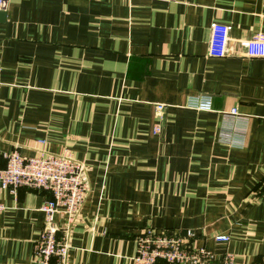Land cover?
Masks as SVG:
<instances>
[{
  "label": "crops",
  "instance_id": "obj_1",
  "mask_svg": "<svg viewBox=\"0 0 264 264\" xmlns=\"http://www.w3.org/2000/svg\"><path fill=\"white\" fill-rule=\"evenodd\" d=\"M4 1L0 169L12 151L84 165L66 264H133L147 227L264 264V57L241 45L264 35V0ZM214 22L228 26L223 57L208 54ZM233 107L241 119L223 117ZM48 198L0 185V264H38Z\"/></svg>",
  "mask_w": 264,
  "mask_h": 264
},
{
  "label": "built area",
  "instance_id": "obj_2",
  "mask_svg": "<svg viewBox=\"0 0 264 264\" xmlns=\"http://www.w3.org/2000/svg\"><path fill=\"white\" fill-rule=\"evenodd\" d=\"M5 9V1L0 0V10ZM248 57H264V35L257 33L241 41ZM208 54L223 57L229 54L228 26L214 22L211 25V36ZM187 107L192 109H209L208 96H192L187 100ZM156 110L164 106L158 104ZM223 117L241 119L237 108L223 112ZM155 133L160 132L155 125ZM0 185L3 189L15 192L18 188H31L47 192L50 198L40 207L44 215L43 226L33 245V254L38 264H66L69 243V227L75 221L84 205L88 194L86 168L69 154L38 152L32 156H22L16 151L5 154V166L0 169ZM264 192V180L262 182ZM4 205L0 203V214ZM59 216L63 221L59 222ZM58 218V219H57ZM194 234L190 230L169 233L145 228L136 237V249L133 264H240L230 253H225L216 260L204 247L192 246ZM216 240L227 241L228 236H216Z\"/></svg>",
  "mask_w": 264,
  "mask_h": 264
},
{
  "label": "water",
  "instance_id": "obj_3",
  "mask_svg": "<svg viewBox=\"0 0 264 264\" xmlns=\"http://www.w3.org/2000/svg\"><path fill=\"white\" fill-rule=\"evenodd\" d=\"M6 17V11L5 10H0V22H3Z\"/></svg>",
  "mask_w": 264,
  "mask_h": 264
}]
</instances>
